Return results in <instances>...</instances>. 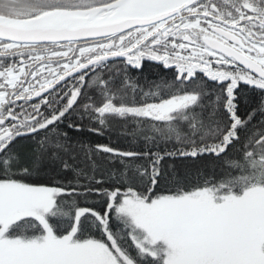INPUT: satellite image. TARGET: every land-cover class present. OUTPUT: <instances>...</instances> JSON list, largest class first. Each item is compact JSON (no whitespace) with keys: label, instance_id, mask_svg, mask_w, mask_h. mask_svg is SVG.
<instances>
[{"label":"snow or ice","instance_id":"snow-or-ice-1","mask_svg":"<svg viewBox=\"0 0 264 264\" xmlns=\"http://www.w3.org/2000/svg\"><path fill=\"white\" fill-rule=\"evenodd\" d=\"M0 264H264V0H0Z\"/></svg>","mask_w":264,"mask_h":264},{"label":"trees","instance_id":"trees-1","mask_svg":"<svg viewBox=\"0 0 264 264\" xmlns=\"http://www.w3.org/2000/svg\"><path fill=\"white\" fill-rule=\"evenodd\" d=\"M150 78H155L154 76H152L151 74H150ZM87 139H89V140H96V139H98L100 142H103L104 141V138L103 137H95V136H88L87 137Z\"/></svg>","mask_w":264,"mask_h":264}]
</instances>
